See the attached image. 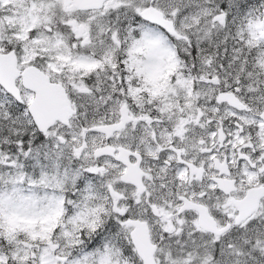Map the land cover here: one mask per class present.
I'll return each instance as SVG.
<instances>
[{"label": "snow or ice", "instance_id": "6c2138e0", "mask_svg": "<svg viewBox=\"0 0 264 264\" xmlns=\"http://www.w3.org/2000/svg\"><path fill=\"white\" fill-rule=\"evenodd\" d=\"M0 264H264V0H0Z\"/></svg>", "mask_w": 264, "mask_h": 264}]
</instances>
